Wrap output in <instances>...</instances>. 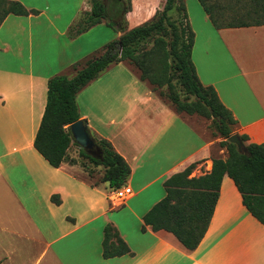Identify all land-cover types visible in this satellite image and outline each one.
Returning <instances> with one entry per match:
<instances>
[{"label": "crops", "instance_id": "obj_1", "mask_svg": "<svg viewBox=\"0 0 264 264\" xmlns=\"http://www.w3.org/2000/svg\"><path fill=\"white\" fill-rule=\"evenodd\" d=\"M89 1L20 0L38 14L9 15L0 26V264H264V226L243 206L227 175L195 250L170 232L144 225V216L165 196L167 179L194 163L191 177H202L211 172L213 158H225L215 156L214 142L188 125L127 63L111 66L76 96L91 136L107 140L130 167L126 186L132 195L123 205H112L107 184L93 186L67 161L53 168L34 148L48 80L120 35L93 36L87 49L83 37L104 23L68 36L80 13L90 11ZM130 1L126 17L133 22L152 17L163 2ZM189 23L200 83L214 88L248 143H264V26L216 30L205 13ZM108 225L130 253L103 258Z\"/></svg>", "mask_w": 264, "mask_h": 264}, {"label": "trees", "instance_id": "obj_2", "mask_svg": "<svg viewBox=\"0 0 264 264\" xmlns=\"http://www.w3.org/2000/svg\"><path fill=\"white\" fill-rule=\"evenodd\" d=\"M123 8L131 10V1ZM164 5L147 23L127 30L116 27L102 0H91L90 11L72 25L68 36L74 38L104 23L120 33L106 44L101 52L72 67V77L64 74L48 80L44 113L33 146L53 168L70 160L68 150L73 145L69 126L81 119L76 96L111 66L126 62L138 70L141 81L166 102L178 115H198L213 118L216 132L224 138L225 159L213 158L211 172L191 177L197 164L174 174L164 182L165 196L144 216V225L153 231L173 234L188 250H195L203 239L219 196L222 178L227 175L236 186L247 211L264 226V143H248L246 135H239L246 153H239L228 138L236 134L237 121L221 103L213 87H204L196 74L191 54L194 32L190 26L184 0H163ZM216 30L264 26V0H197ZM38 14L16 0H0V26L9 16ZM121 46V50H120ZM219 118V120H217ZM101 152L96 159L80 148L79 157L93 168H100L96 183L108 185L110 190L126 186L130 175L127 162L104 139L94 138ZM70 160V161H69ZM55 197L51 198L54 201ZM130 253L128 246L111 226L104 229L102 256L105 259Z\"/></svg>", "mask_w": 264, "mask_h": 264}, {"label": "rangeland", "instance_id": "obj_3", "mask_svg": "<svg viewBox=\"0 0 264 264\" xmlns=\"http://www.w3.org/2000/svg\"><path fill=\"white\" fill-rule=\"evenodd\" d=\"M19 1L20 0H16ZM25 1V3H28L29 0H23ZM37 1V0H35ZM40 1H44V0H40ZM46 1V0H45ZM50 1H61L64 3L67 2H71L72 0H50ZM106 5H107V9H108V15L111 17L110 19L116 24V27H122L124 29L130 30L133 29L137 26H140L144 23L149 22L153 17H150L144 21H142V19L139 20V22H133V21H128L126 15L132 11V4H131V10L128 11L125 15H123L121 13V7L120 5L122 4L123 8L128 6V1L127 0H121V2L119 1H115L110 3L108 0H102ZM156 2V1H154ZM91 3V0L88 2ZM225 4L228 5H233L234 4V0H225L224 1ZM184 4L187 10V15H188V19L190 20V18L192 19V21L195 23V21L198 20V17L200 18V16L204 15V12L201 8V6L199 5L197 0H184ZM39 5V4H37ZM91 5V4H90ZM164 5V1L162 2V5L160 6L161 9ZM159 9V10H161ZM85 14V11L81 12L80 15L78 16L79 18H82V16ZM78 19L76 20V22L78 21ZM75 22V23H76ZM74 23V24H75ZM96 27V26H95ZM109 32L111 35L114 36V38H117L116 34L117 32L114 31V29L108 27V26H99L96 29H94V31H92V33H90V35H85V37H83L82 41H81V46L85 47V49L90 48L89 46L91 45V42L93 40V36H94V40H97L98 38H101L104 36V32ZM83 34V33H82ZM92 47V46H91ZM101 52V50H100ZM100 52L96 53L95 55L99 54ZM262 54L264 55V50L262 51ZM256 55V53H255ZM259 56V54L257 55ZM126 63V62H124ZM133 68V67H132ZM134 69V68H133ZM135 72H138V70L134 69ZM64 75L66 76H71V74H74L73 70H70L68 72H63ZM182 118L184 119V121L192 126L205 140L207 141H212L215 144V148L216 151L214 152L215 156L217 157H222V158H226L227 157V152L225 148H221L219 146V143L221 141L224 140V138H222L215 129V125L213 123V118L211 119H206L204 117L198 116V115H181ZM234 135H240L238 131H236V134ZM72 152H71V157H69L70 160H74V163L76 166H78V177L83 178L84 180H86L87 182L91 183H96L99 179V176L101 175V169L100 168H93L92 165H90L87 161H85L84 159H82L81 157H79V153H78V147L73 146ZM221 151V154L223 155H218L217 151ZM69 160V161H70Z\"/></svg>", "mask_w": 264, "mask_h": 264}, {"label": "water", "instance_id": "obj_4", "mask_svg": "<svg viewBox=\"0 0 264 264\" xmlns=\"http://www.w3.org/2000/svg\"><path fill=\"white\" fill-rule=\"evenodd\" d=\"M217 120H219V118H217ZM68 130L70 132L72 142L77 144L82 151L93 158L101 159V152L97 147L94 138L88 131L84 120L80 119L74 122L69 126ZM228 141L236 145L239 153H246L244 145L238 135H232L228 138Z\"/></svg>", "mask_w": 264, "mask_h": 264}, {"label": "built area", "instance_id": "obj_5", "mask_svg": "<svg viewBox=\"0 0 264 264\" xmlns=\"http://www.w3.org/2000/svg\"><path fill=\"white\" fill-rule=\"evenodd\" d=\"M131 195L132 190L129 187L124 186L119 189L111 190L110 201L114 206H121Z\"/></svg>", "mask_w": 264, "mask_h": 264}, {"label": "flooded vegetation", "instance_id": "obj_6", "mask_svg": "<svg viewBox=\"0 0 264 264\" xmlns=\"http://www.w3.org/2000/svg\"><path fill=\"white\" fill-rule=\"evenodd\" d=\"M110 3H112V2H115V1H119V2H121V0H108Z\"/></svg>", "mask_w": 264, "mask_h": 264}]
</instances>
